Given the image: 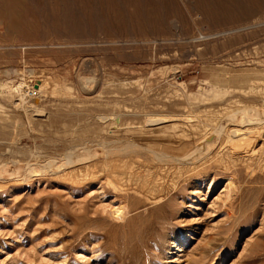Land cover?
I'll use <instances>...</instances> for the list:
<instances>
[{
	"label": "rangeland",
	"instance_id": "rangeland-1",
	"mask_svg": "<svg viewBox=\"0 0 264 264\" xmlns=\"http://www.w3.org/2000/svg\"><path fill=\"white\" fill-rule=\"evenodd\" d=\"M253 106L264 0H0V264H264V128L247 164L202 161ZM151 189L166 210L142 238Z\"/></svg>",
	"mask_w": 264,
	"mask_h": 264
},
{
	"label": "bare ground",
	"instance_id": "bare-ground-1",
	"mask_svg": "<svg viewBox=\"0 0 264 264\" xmlns=\"http://www.w3.org/2000/svg\"><path fill=\"white\" fill-rule=\"evenodd\" d=\"M31 71L29 70V72L26 74V75H31ZM243 74V73H242ZM25 77V76H24ZM39 79H36V84H37V90L32 86V85H28L26 82H21V81H19V83L16 85V86H12V87H10L9 88V91L6 93L7 95H8V97H10L11 98V100H12V103H13V105L16 107V108H18V109H25L27 106H26V104L28 103V99H29V97H31V95L33 94V93H35V92H37V91H41L43 88H45L46 87V85H47V82L46 81H43V80H41L40 79V81H38ZM24 81V80H23ZM33 84V83H32ZM35 84V83H34ZM35 86V85H34ZM236 90H238V89H236ZM3 95V94H2ZM7 97V96H6ZM232 99V98H231ZM234 99V98H233ZM234 101V100H233ZM156 109V108H155ZM230 112H232V110L230 111ZM235 113H233L232 115H229L228 117H226V118H228L227 120V122H229V123H232L234 126L232 127L231 126V130L226 134V140H225V142H224V146L222 147V148H219V147H217L218 148V150H217V148L215 149V150H213L215 153L213 154V155H210V154H208L207 155V151H205V148L207 147V146H209L211 143H210V139H212V138H207L206 140H204V141H206L205 143H202V145H200V146H197L195 149V151L193 152V151H191V153L192 154H189V155H187V156H181V157H176V159L179 161V162H181V163H183V164H186V163H188L187 161H190L189 159H191V157L193 156V157H197V156H199L200 154H202L204 151H205V156L203 157V159H202V161H203V163H204V161L205 162H207V161H211L212 159H213V157L214 156H216V155H220V160H222V161H232V162H237V161H239V162H241L240 164H241V166L243 165V164H247L248 163V161L250 160V159H254L256 156H259L258 154L260 153V151H258V150H256L255 149V146H253L254 145V141H255V139L257 138V137H260L261 136V130L264 128V110H263V108L262 109H257V108H254V106H253V108H247V107H243V108H241V109H238V110H236L235 109V111H234ZM229 113V112H228ZM35 114V113H34ZM208 115V114H207ZM152 119V118H151ZM154 119V118H153ZM152 119V120H153ZM165 119H166V117H165ZM164 119V120H165ZM178 119H181V118H177L176 120H178ZM194 119V118H193ZM160 120H163V119H160L159 118V120L157 119V121H160ZM168 120H171L170 118L168 119ZM168 120H166V121H168ZM172 120H173V118H172ZM182 120V119H181ZM151 121V120H150ZM155 121V120H154ZM226 121V120H225ZM165 122V121H164ZM260 123V125L259 126H253V127H250V128H246V129H243L242 127H240L239 126V123ZM159 123V122H158ZM234 123H236V124H234ZM183 124V123H182ZM238 124V125H237ZM175 125V124H174ZM221 125V124H220ZM173 126V125H172ZM186 126V125H185ZM184 126V127H185ZM182 127V126H181ZM172 128V127H171ZM191 128V127H190ZM196 128V127H195ZM217 128V127H216ZM203 129H206V128H203ZM228 130V129H227ZM216 131V130H215ZM215 131H214V135H215ZM218 131V130H217ZM204 132H205V130H204ZM223 132V131H222ZM223 134V133H222ZM221 134V135H222ZM207 135V134H206ZM212 135H213V133L211 134V136H209V137H212ZM225 135V134H224ZM192 136V135H191ZM217 139V138H216ZM263 140V139H262ZM203 141V142H204ZM217 141V140H216ZM211 142H213V141H211ZM127 143V142H126ZM219 143V142H218ZM217 143V144H218ZM263 143H264V141H263ZM128 144V143H127ZM107 145V144H106ZM136 145V144H135ZM214 145H215V143H214ZM213 145V146H214ZM212 146V145H211ZM220 146V145H219ZM129 147V146H128ZM102 148H104V147H102ZM101 148V150H100V152L99 153H90L89 151L86 153V154H83V152L85 153V151H81V153L82 154H77L76 156H77V161L79 162H81V164L83 163V161L85 162H88L86 165H85V168L87 169L88 167H90L91 165V162L90 161H92V163L94 162V160H91V159H93V158H98V157H105V156H107L108 155V153H110L108 150H106V148L105 149H102ZM131 148V147H130ZM82 149V148H81ZM84 149V148H83ZM91 149V148H90ZM111 149H112V147H111ZM85 150V149H84ZM86 150H87V148H86ZM123 150V149H122ZM112 151V150H111ZM117 151H120V150H117ZM129 151V150H128ZM212 151V150H211ZM70 152V151H69ZM114 152V150L110 153V156H113V155H115L116 153H113ZM116 152V151H115ZM75 153H77V152H75ZM113 153V154H112ZM209 153V152H208ZM74 154V153H73ZM112 154V155H111ZM118 154V153H117ZM120 154V153H119ZM188 154V153H187ZM72 154H70L69 155V165L70 164H72V165H74L75 163H76V161H75V159L73 158V156H72V159H74V160H72L71 159V156ZM154 155H156V154H154ZM158 155H162V154H159L158 153ZM207 155V156H206ZM75 156V155H74ZM116 156V155H115ZM201 156V155H200ZM199 156V157H200ZM155 157V156H154ZM113 158V157H112ZM258 158V157H257ZM102 159V158H101ZM218 159V158H217ZM104 160V159H103ZM100 161V160H99ZM98 161V162H99ZM66 162V161H65ZM100 162H102V160L100 161ZM104 162V161H103ZM250 162V161H249ZM49 163L50 164H52V162L51 161H49ZM56 163V162H55ZM54 163V164H55ZM74 163V164H73ZM90 163V164H89ZM229 163V162H228ZM66 164V163H65ZM64 164V165H65ZM232 164V163H231ZM239 164V163H238ZM239 164V165H240ZM92 165H94V164H92ZM251 165V164H250ZM62 166V165H61ZM185 166V165H184ZM231 166H233V165H231ZM234 166H236V168H234V173L235 172H237V171H239L240 170V166L239 167H237V165L235 164ZM190 167V166H189ZM227 167V166H226ZM249 167V166H248ZM48 168V167H47ZM118 168H117V166H115L114 168H112L111 169V172L109 173V175H112L113 177L115 176V177H120L119 175H121L122 173L119 171V170H117ZM153 169V168H152ZM29 170V169H28ZM104 170V169H103ZM102 170V171H103ZM133 170V169H132ZM191 170V169H190ZM105 171V170H104ZM122 171V170H121ZM28 172H30V171H28ZM59 172V171H58ZM75 172V171H74ZM99 172V171H98ZM97 172V173H98ZM101 173V172H100ZM105 173V172H104ZM131 173V172H130ZM129 173V174H130ZM136 173V172H135ZM173 173V172H172ZM108 174V173H107ZM174 175V174H173ZM90 176H92V175H90ZM89 176V177H90ZM94 176V175H93ZM99 176V175H98ZM145 176V175H144ZM144 176H142V177H144ZM76 177V176H75ZM148 177H149V175H148ZM110 178V177H109ZM129 178V177H128ZM147 178V177H146ZM157 178V177H156ZM155 178V179H156ZM173 178V177H172ZM85 179V178H84ZM120 179V178H119ZM123 179V178H122ZM147 180V179H146ZM79 181V180H78ZM148 181V180H147ZM156 181V180H155ZM160 181V180H159ZM162 181V180H161ZM82 182V181H81ZM121 182V181H120ZM128 182V181H127ZM132 182V181H131ZM154 182V181H153ZM231 183V182H230ZM232 185V184H231ZM128 186V185H127ZM233 186V185H232ZM150 187V186H149ZM231 186L229 185V187H227V188H230ZM122 188H123V186H122ZM127 189V188H126ZM148 189V188H147ZM146 190V189H145ZM230 190H232V188L230 189ZM148 191V190H147ZM149 193H150V195H152V196H150L149 197V202L151 203H156L157 201H159V199H161V197H163L164 198V196H165V194H163V195H160V194H154L153 193V189H151V192L149 191ZM227 195H228V193H227ZM230 195V194H229ZM228 198V197H227ZM144 202L145 201H139L137 204H135V208H134V210L136 209V208H138V207H141V206H143V205H145L144 204ZM148 202V203H149ZM160 203V202H159ZM159 203H156V204H154L153 206H150V208L148 209V210H146V212H147V215H143V217H142V215H140V214H137V215H139V217H137V216H133V217H131L130 218V221H129V223L131 222V223H133V225H135L134 224V222H140L141 223V227H142V230L141 231H139V232H137L138 233V235H139V237H142V238H144L145 236H147L146 234H148V230L149 229H151V228H154L153 226H155V219L157 218V216L160 214V213H162V212H164L165 210H166V207L164 206V205H162V204H159ZM150 205V204H149ZM144 207V206H143ZM133 209V208H132ZM139 209V208H138ZM113 211V210H112ZM115 212H117V213H122L123 212V210H122V208L120 207V208H118L117 210H115ZM124 213V212H123ZM114 214V213H113ZM118 216V215H117ZM118 219H119V216H118ZM148 219V220H147ZM119 227V226H118ZM131 225H128V229H126L125 230V232H124V235H125V237L123 238V240L122 241H120L119 243L120 244H122L123 246L126 244V243H128L129 242V240H130V238H131V236H133L132 234H133V229H131L132 227H134V226H132L131 228ZM136 228V227H135ZM107 230V229H106ZM152 230V229H151ZM136 231V230H135ZM116 232V231H115ZM136 233V234H137ZM151 233V232H150ZM117 237V236H116ZM118 238H116V240H117ZM118 264V263H117ZM120 264H129V263H125V262H122V263H120Z\"/></svg>",
	"mask_w": 264,
	"mask_h": 264
}]
</instances>
